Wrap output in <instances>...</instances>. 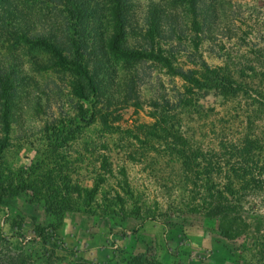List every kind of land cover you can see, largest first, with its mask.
I'll return each mask as SVG.
<instances>
[{
    "label": "rangeland",
    "instance_id": "rangeland-1",
    "mask_svg": "<svg viewBox=\"0 0 264 264\" xmlns=\"http://www.w3.org/2000/svg\"><path fill=\"white\" fill-rule=\"evenodd\" d=\"M262 103L264 0H0V264H264Z\"/></svg>",
    "mask_w": 264,
    "mask_h": 264
},
{
    "label": "trees",
    "instance_id": "trees-1",
    "mask_svg": "<svg viewBox=\"0 0 264 264\" xmlns=\"http://www.w3.org/2000/svg\"><path fill=\"white\" fill-rule=\"evenodd\" d=\"M75 75H79L80 73H84L82 68H73ZM74 94L82 99H85V93H82L78 89H74ZM262 114L264 115V103H262ZM255 146V147H254ZM257 148L256 145H253L252 148L248 151V155L244 158V161L248 163H252L251 166L247 167V171H244L241 176L239 177L240 180L243 181L242 185L245 189H255L259 188L264 191V159H260V157L255 159V149ZM253 157V159H252ZM253 160V161H251ZM40 232V231H39ZM39 236L44 238L45 235L40 232ZM126 264H164L160 261L154 252V249H148L147 251L141 253H131L127 259Z\"/></svg>",
    "mask_w": 264,
    "mask_h": 264
}]
</instances>
